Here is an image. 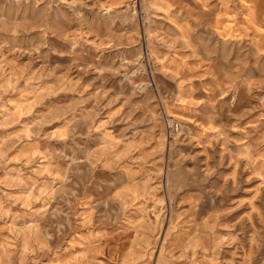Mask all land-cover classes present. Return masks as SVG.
<instances>
[{"label": "rangeland", "instance_id": "374dc122", "mask_svg": "<svg viewBox=\"0 0 264 264\" xmlns=\"http://www.w3.org/2000/svg\"><path fill=\"white\" fill-rule=\"evenodd\" d=\"M193 1L0 0V264H264L262 62L215 105Z\"/></svg>", "mask_w": 264, "mask_h": 264}, {"label": "crops", "instance_id": "0c3cea01", "mask_svg": "<svg viewBox=\"0 0 264 264\" xmlns=\"http://www.w3.org/2000/svg\"><path fill=\"white\" fill-rule=\"evenodd\" d=\"M185 9L184 13L172 17L178 25L179 39L191 41L192 37L188 34L191 26L196 25L197 39L205 42L208 54L213 53L214 58L221 57L224 60L222 64L219 61V67L218 60L214 59L217 67L215 73L220 72L221 76L214 77L201 86L205 96H211L215 105L221 103L222 97L234 88L233 78H238L237 74L241 73V78H245L243 80L247 92L250 90L246 99L248 104L249 98L251 108L247 106V110L253 115L255 60L262 62L258 72L261 74L259 78L264 79V0H196ZM204 56H207L206 51ZM238 58H241L240 62ZM178 103L182 108L177 111L182 114L190 113L188 108H191V102L182 100ZM203 103L204 106L210 104L206 99ZM198 104L202 108L199 102Z\"/></svg>", "mask_w": 264, "mask_h": 264}, {"label": "built area", "instance_id": "2783aa9c", "mask_svg": "<svg viewBox=\"0 0 264 264\" xmlns=\"http://www.w3.org/2000/svg\"><path fill=\"white\" fill-rule=\"evenodd\" d=\"M180 127H181V126H180V124H179L178 122H176V121H171V122L169 123L168 129L170 130V132H171L172 134H174V133H176V132L179 131Z\"/></svg>", "mask_w": 264, "mask_h": 264}]
</instances>
